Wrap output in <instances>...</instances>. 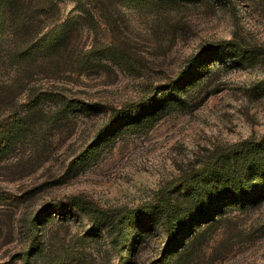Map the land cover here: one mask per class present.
<instances>
[{"label": "rangeland", "instance_id": "obj_1", "mask_svg": "<svg viewBox=\"0 0 264 264\" xmlns=\"http://www.w3.org/2000/svg\"><path fill=\"white\" fill-rule=\"evenodd\" d=\"M118 3L109 6L112 25L102 23L95 41L94 34L74 32L75 0L12 2L7 45L34 37L22 36L19 23L38 32L42 42L53 38L47 30L67 23L69 52L77 43L84 52L94 44L122 50L133 64L121 66L104 56L85 69L63 65L55 78L40 73L33 89L55 91L58 101L23 100L18 114L36 109L24 130L13 132L11 110L0 111V138L13 136L0 145V264H264L263 181L253 186L243 177L245 192L231 196L214 175L208 186L224 190L223 202L216 206L222 195H206L170 253L161 219H146L132 231L125 262L85 213L53 205L80 195L100 206L135 210L188 168L205 166L215 149L230 154L232 144L264 135V0ZM85 4L94 14L100 7L99 0ZM233 38L258 52V63H237L225 48ZM204 49L208 53L194 64L192 77L175 87L177 76ZM144 86L159 95L155 110L104 133L110 113L138 98ZM200 210L210 217L201 220ZM34 236L38 248L24 262Z\"/></svg>", "mask_w": 264, "mask_h": 264}, {"label": "trees", "instance_id": "obj_2", "mask_svg": "<svg viewBox=\"0 0 264 264\" xmlns=\"http://www.w3.org/2000/svg\"><path fill=\"white\" fill-rule=\"evenodd\" d=\"M12 2L13 0H0V111L11 110L8 116L14 123L13 132L19 131V129L24 130L35 119V113H32L36 110L34 107L28 108L23 114L17 113L23 100L31 102L33 99L47 98L54 102L58 101L59 94L55 91L34 90L37 89L35 77L40 73H46L49 74V77L55 78L57 76L54 74L58 73L63 65L69 64L85 69L90 65L91 60L94 58L99 60L104 56L121 66L127 63L133 64L121 55L122 50L97 48L93 43L88 52L79 49V43L69 52L70 44L68 42L70 41L68 39L70 36L67 23H63L58 29L47 30L44 34L46 36L51 34L53 38L46 39L44 42L37 40L38 32L33 34L32 31L29 32L30 28L26 24L19 23L18 27L22 36L33 35L34 37L29 41L23 38L7 45L3 36L6 31V20L12 15ZM75 2L79 7V12L72 23L75 25L74 32L83 35L87 31L91 36L94 34L93 39L96 41L101 24L112 25V22L107 18L111 12L109 6L118 7V0H99L100 7L96 12L97 15L86 6L85 0H75ZM114 11L118 12V8H115ZM115 24L118 26L116 21ZM225 48L239 64L255 65L258 63L256 61L258 52L247 50L242 42L235 38L226 40ZM67 51L68 53L64 54ZM207 53L208 50H201L197 54V58L190 59L184 71L177 76L175 87L184 85L192 77L194 64ZM259 53L262 54V52ZM154 93L155 90L149 86L142 87L141 95L138 98L110 113L103 132H109L114 126L126 121L127 118L135 119L142 112L155 110L159 105L160 98L158 94ZM9 135L10 137L6 135L0 138L4 139L0 140V145L4 146L2 141L7 144L11 143L13 136L10 133ZM228 149L232 150V153L227 154V151L221 148L215 149L208 157L210 162L205 166L188 168L179 179L170 181L159 189L153 200L141 204L135 210L128 206L115 208L100 206L93 200L80 195L62 198L53 205L75 206L85 213L93 229L103 228L106 231V235L111 241V247L122 262L130 261L127 251L134 227L143 224L148 218L157 216L161 219L166 235L165 252L170 253L176 244L179 232L189 217L202 208L203 200L208 197L206 195L213 193L215 198L216 195H222L215 199L216 206L225 200L224 190H212L208 186L214 175L220 176L222 186L229 187L231 196L234 193L240 195L245 192L243 177H246L248 183L253 186L264 182V135L258 139L248 138L237 142ZM248 190L250 191V189ZM46 212L47 209L41 210L36 214L35 219L41 220ZM209 215L210 212L207 210L199 211L201 220L209 218ZM36 238L34 236L29 243V249L24 250L21 256L24 262H29L36 252L38 248Z\"/></svg>", "mask_w": 264, "mask_h": 264}]
</instances>
